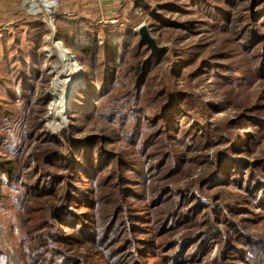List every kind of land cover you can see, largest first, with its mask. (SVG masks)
<instances>
[{
  "label": "rangeland",
  "instance_id": "1",
  "mask_svg": "<svg viewBox=\"0 0 264 264\" xmlns=\"http://www.w3.org/2000/svg\"><path fill=\"white\" fill-rule=\"evenodd\" d=\"M35 1L0 0V82L8 88L0 91V162L10 164L16 173L2 194L0 264H38L40 259L34 260L32 255L43 248L48 259L41 264H58L62 258L76 264L78 261L72 260L79 257L83 264H264V258L255 262L264 252V123L259 120L264 119V28L259 25L264 10L249 14L248 0L237 10L228 9L227 16L218 11L216 17L213 10L223 7V0H196V8L186 6L184 0H120L111 11L108 4L94 9L95 0H90L81 8L90 13L76 12L75 17H88L99 38L96 61L91 57L94 49L90 41L81 45L70 42L73 34L82 36L78 24L74 27L55 21L60 10L65 20L72 19L78 3L60 0L49 19L41 7H35ZM105 1L115 4L118 0ZM158 5L180 7V12L158 11ZM145 8L161 15L162 24L157 25ZM30 18L42 26L35 43L26 42L34 36H24L29 33L26 23ZM170 23L178 26L168 28ZM141 30L153 44V51L144 44L146 50L162 55L156 84L162 77L172 79L177 91L183 93L175 98L186 112L180 119L181 130L194 128L192 135L186 133L172 143L157 135V121L147 125V119L154 120L152 93L136 103L135 113L127 118L113 116V124L104 119L125 92L119 91L118 81L122 82L117 77L116 82L108 79L107 70H103L102 50L108 53L114 46L106 45V35H139ZM63 36L70 41L64 42ZM58 46L73 57L78 72L69 74ZM121 52L122 48L118 56ZM256 55L257 60L250 58ZM126 60L123 56L119 69L112 72L120 77ZM80 61L93 64L94 81ZM55 67L59 79L50 73ZM31 73L35 79L24 87ZM72 81H77V86L72 89L68 116L80 114L73 116V121L67 118L53 131L47 124L50 104ZM44 97L47 105H43ZM256 97L260 101L255 107L261 110L247 113ZM248 101L252 103L246 104ZM126 105H135L134 100L129 98ZM243 114L234 123L224 122ZM68 125L82 130L73 132L72 139L82 133L103 138L100 145L78 144L82 149L77 156L70 151L75 162L83 161L82 173L68 174L56 168L68 165L67 157H62L69 149L64 139ZM8 136L13 138L11 147L4 141ZM96 148L100 159L91 165ZM54 151L59 155L50 163L35 159ZM238 174L245 176L242 183L235 182ZM229 176H234V181ZM48 186L50 193L64 195L68 191L65 203L70 209L76 207L75 212H86L89 207L98 229L84 228L81 235H72L74 231L64 228V236L72 235L64 237L53 227L57 222L39 221ZM21 196L27 201L20 202ZM98 215L103 221H97ZM153 234L156 244L149 245ZM24 248L28 251L21 254ZM82 250H92L89 259L81 255ZM96 253L99 257H93Z\"/></svg>",
  "mask_w": 264,
  "mask_h": 264
},
{
  "label": "trees",
  "instance_id": "2",
  "mask_svg": "<svg viewBox=\"0 0 264 264\" xmlns=\"http://www.w3.org/2000/svg\"><path fill=\"white\" fill-rule=\"evenodd\" d=\"M186 1L188 4H185L186 6L192 7V8H196L195 6V1L196 0H184ZM246 1L248 0H223V4L224 6L221 8H215L214 14L219 15L218 11L222 12V14L224 15H229L227 13V11H229L228 9H233V10H237L241 5H243ZM180 7H175L172 9L171 5H167V6H162V5H158L157 9L158 11H167V12H173V11H178L177 10ZM259 9L264 10V0H251L249 6L247 7V11L249 12V14H254L256 15L259 11ZM148 15L153 18L159 25L162 22V18L161 15L159 14H155V13H151L149 12L148 8H145V10ZM248 14V15H249ZM63 12L62 10L59 11V13L57 14L56 17V23L58 22H63V24H67V23H71L74 27H77V24L79 25V33H81L82 36L79 35H75L73 34L71 41L69 40V38L67 36H65L66 38H64V36L62 37L64 42L65 41H70L71 43H78V44H83V43H87V42H91L92 43V48L94 49V52H91V57H93L96 61L98 60V55L100 52V49L98 48L97 44L98 41L97 39L98 36L96 34H94L92 32V24H90L88 22V19H83V17H72V19H69L68 21L65 20L63 18ZM26 21V20H25ZM25 21H21L22 23H24ZM72 21V22H71ZM225 22H229V21H225ZM26 23V22H25ZM90 25H89V24ZM259 23V22H258ZM76 24V25H75ZM162 24V23H161ZM259 25H261L264 28V21L262 23H259ZM176 26H178L176 23H170L168 25V28H176ZM158 27V26H156ZM26 29L29 31V33H24V36H34V39L32 37H28L26 38V42L27 43H35L36 40H38L40 37L39 35H35L36 33H40L42 34V26L40 24V22L38 20H33L30 18V22L28 24V19H27V23H26ZM162 29V28H161ZM156 31H159V29H157ZM63 32V31H61ZM76 33V32H75ZM122 36H125L128 39V44H125L126 41L124 40V38ZM122 36H118L116 34H107L105 41H106V45H114L113 46V50L109 51L108 53H104L105 51L102 50V54L101 56L105 57V60L103 62V65L105 66V68L103 69L105 72L107 70L106 73V77L109 79V77H111L110 79H112L113 81L116 82V77L122 82L120 84V82L118 81V85H120V90H124L125 92H123L122 96H119V98L122 97V99H118L116 101V104L114 103L112 107L113 113H110L109 115L107 114V116H104V119L107 123L113 124V116H118V114H122L127 115L124 117H128L129 114H134L135 110H136V103H139V101H141L142 98H144L146 95L152 93V104L150 105V111L152 113V116L154 117V120L150 121L149 119H147V125H155V121H157L159 123V125H157L158 129H157V135L160 137L162 135H164L165 138L170 139L169 141L172 143L174 141H176L178 139V137L182 138L186 133H190L192 135V131H194V128L191 126L187 127L185 129V131L181 130V124H180V119L183 118V116L186 114V112L183 110V106H181L176 100L175 98L177 97V94H183L181 92H178L177 89L174 86V83L172 81V79L168 76L166 77H162L160 79H158L157 84H156V78H157V74H155L158 71L159 66L161 65V61H162V55H151V53L146 50V46L141 42L139 35L137 34H132L131 32H124V34ZM81 37V41L79 42V38ZM123 38V39H122ZM68 44V43H66ZM108 45V46H109ZM134 45V48L131 49ZM122 46V47H121ZM86 48V47H85ZM122 48V52H121V56H118V51L119 49ZM80 48H76V50H79ZM85 50V52H87V48L83 49ZM82 50H80L81 52ZM97 54V58H96V53ZM89 56V55H88ZM127 57L126 61H123L120 70H123L122 75L119 77L118 74H114L112 71H114L115 69H119L118 63L119 60L123 57ZM264 56V55H262ZM90 58V56L88 57ZM253 60H257L258 57L257 55L254 57H250ZM81 66L85 68V70H87L88 72V77L90 79V81H94L96 78L93 75V71L90 70H94L93 69V64L91 63L90 65L86 64V62H81ZM261 66H264V62L261 63ZM109 69V70H108ZM102 70V71H103ZM111 70V71H110ZM110 71V72H109ZM18 76V75H17ZM16 76V77H17ZM32 78H30V80H27L24 82V87H26L25 84H28L30 86L29 83H31L32 80L35 79V75L31 73ZM171 77L172 74L170 75ZM23 76H20V78H18V80L20 81L22 79ZM256 77H258L257 73H256ZM148 81H150V85L148 86ZM28 82V83H27ZM154 86V87H153ZM32 87V86H31ZM107 87V86H105ZM2 89L7 90L8 88H6L5 86H3V83L0 82V91ZM109 90V89H108ZM28 90H22V92H27ZM30 92V91H29ZM7 93V92H6ZM22 99H24V94H22L21 96ZM129 98H132V100H134V104L133 106H127L126 102ZM25 100V99H24ZM113 98L110 99V103H113ZM260 101V97H256L254 99V106H249L246 109L247 113H253L255 111L261 110V108H257L255 107V103ZM252 103L251 101H248L246 104L248 103ZM48 103V99L46 97H44L43 100V105H47ZM158 107V108H157ZM157 108V109H156ZM226 112V111H224ZM78 114H80V112H73L71 114H69V116L67 117L69 120L73 121V116H77ZM219 114H223L222 112ZM97 117H100V113L98 114ZM146 117L147 113H146ZM151 117V116H150ZM244 117V114L241 116H237L232 120H225L224 122L227 123H234L235 121H238L240 119H242ZM92 119V118H91ZM247 119V118H246ZM90 120V119H89ZM261 123H264V119L259 118ZM232 121V122H231ZM255 126H260V124H254ZM73 132H78L81 133L82 130L81 129H75L73 127H71V125H68V127L66 128V132L65 135H67L68 137L64 139H67V142L69 144V149L66 148L65 150V154L62 157H67V162L68 165L66 164H60L58 166H56V168L58 170H65L68 172V174H72V173H77V172H84V165H83V161H79V162H75V160L72 158V154L70 153V151L72 150V152L75 153V155L77 156L78 152L80 149H82V147H77L78 144H82L84 142H93L95 144H102L103 142V138H101V135H91V134H83L78 138V139H72L71 135L73 134ZM164 132L166 134H164ZM13 138L9 137L4 140V141H8V145L9 147H11L13 145ZM3 140H0V148L3 147L2 144ZM62 144V142H61ZM57 145H59L57 143ZM22 147V146H19ZM96 147V146H95ZM97 149V148H96ZM16 150H18V147H16ZM91 153V152H90ZM88 153L87 156L90 154ZM56 155H59L57 153V151L54 152H49V153H42L39 154L38 156L35 157V159H40V161H48V163H50V161L57 160V157H55ZM92 160H91V164L95 163L98 159H100V153L99 150L97 149V154L95 153V155H91ZM47 165V164H46ZM76 165V166H75ZM223 168H226L225 164L222 165ZM228 171V170H227ZM49 175L51 176H56L53 172H47ZM16 176V173L14 172V168L12 166H10V164H8L7 162H0V210H2V205L4 207V200L2 199V194H3V190L5 188V185L7 184V181H10L12 177ZM222 176V175H221ZM229 178L231 180L234 181V176H229ZM245 179V176L243 174H238V180L235 182L238 183H242L243 180ZM233 181H231V183H233ZM49 187V186H48ZM9 190H12V188L9 187ZM50 187L48 188L47 192L49 194H47L48 199L46 201V206L42 207L39 209L38 215L40 218H37L39 221L40 219H47L50 221H55L57 222V224L55 226H53L54 228H58V230L60 231V235L64 236V234L62 233L61 229H69L74 231L72 233L76 234V235H81L83 233L84 228L86 230H94V229H98L96 222L94 221L95 218L93 216H91L90 214V208L87 207L86 212L83 213H78L75 212V210L70 209L69 205L67 203H65V200L67 199L66 197H68L69 192L66 191V193L63 195V193H50ZM36 197H38L37 195H34ZM53 200H56L58 203L57 204H53ZM26 197H22L20 198V202H25ZM35 203V201H34ZM155 207V202L152 204V208ZM98 222L103 221V217L101 215H98L96 217ZM81 222V226L77 225V223ZM59 225V226H58ZM71 234L68 236H64V237H70L72 236ZM158 238V237H157ZM152 239V240H151ZM150 239L149 245H153L156 244L155 242V234H153L152 238ZM94 243L95 239H94ZM93 242H91V245H94ZM28 251V248H24L23 250L20 249V253L21 254H25ZM92 250H86L84 252V250H82L81 255H85L87 257V259H89V255L91 253ZM263 255H259L257 257H255V262H258L260 259L264 258V252L262 253ZM93 257H99V253H96L93 255ZM40 259L38 264H41L43 261H47V256H46V250L43 248V250L39 251L36 255L33 254L32 255V259L36 260V259ZM76 259V260H75ZM72 260L73 261H78L76 262V264H83V260L81 259V257L79 258H75ZM104 258H96L95 261H102ZM56 264V262H55ZM58 264H72L71 262H69L68 260H66L65 258H62L61 260L58 261Z\"/></svg>",
  "mask_w": 264,
  "mask_h": 264
},
{
  "label": "bare ground",
  "instance_id": "3",
  "mask_svg": "<svg viewBox=\"0 0 264 264\" xmlns=\"http://www.w3.org/2000/svg\"><path fill=\"white\" fill-rule=\"evenodd\" d=\"M58 52L59 55L62 56L69 67V74L76 73L78 72L76 66L74 65V59L71 57L68 53H66L61 46H58ZM57 68H52L51 69V74L56 75L57 79H59V76L57 74ZM77 81H72L69 85L68 88H66L62 94L56 95L54 99H52V103L50 104V112L51 115L48 118V126L50 127L51 130H59V128L64 124V122L67 119L68 116V109L67 106L70 105L71 99L73 98V91ZM77 86V85H76ZM57 111V109H59Z\"/></svg>",
  "mask_w": 264,
  "mask_h": 264
},
{
  "label": "crops",
  "instance_id": "4",
  "mask_svg": "<svg viewBox=\"0 0 264 264\" xmlns=\"http://www.w3.org/2000/svg\"><path fill=\"white\" fill-rule=\"evenodd\" d=\"M65 1H67L66 2V4H72V3H78V6H75V7H73L75 10V12H73L74 14H72L73 15V17L75 16V13L77 12V13H79V14H82V15H86V14H89L90 12H87V10H82L81 8H82V3H84V4H87L90 0H71V1H68V0H65ZM120 0H118L117 2L115 1V4H114V2H110V3H107L105 0L103 1V0H95V4L97 5V6H95L94 7V9L97 7V8H101L102 6H105L106 7V4H108V8H107V10H111L112 11V9L116 6V3L117 4H119L120 2H119ZM81 2V3H80ZM69 7H71V6H69ZM73 8H72V10H73ZM3 9V6H2V3L0 2V11ZM62 9H65L66 10V8L64 7V5L62 6ZM86 9V8H85ZM62 12H63V10H62ZM0 15H1V13H0ZM88 17H83V19H87ZM0 24H2V17L0 16Z\"/></svg>",
  "mask_w": 264,
  "mask_h": 264
},
{
  "label": "built area",
  "instance_id": "5",
  "mask_svg": "<svg viewBox=\"0 0 264 264\" xmlns=\"http://www.w3.org/2000/svg\"><path fill=\"white\" fill-rule=\"evenodd\" d=\"M59 1L60 0H36L34 3L36 4L35 5L36 8L41 7L43 9V11L45 12V14L47 15V17L49 19H52L51 16H53L54 13L56 12ZM32 8H33V6H31V9ZM30 16H33L32 18L36 17V15H34V14H30ZM37 18H39V17H37Z\"/></svg>",
  "mask_w": 264,
  "mask_h": 264
},
{
  "label": "water",
  "instance_id": "6",
  "mask_svg": "<svg viewBox=\"0 0 264 264\" xmlns=\"http://www.w3.org/2000/svg\"><path fill=\"white\" fill-rule=\"evenodd\" d=\"M139 38L141 40V42L145 45H147V47L150 49V50H154L153 48V44L151 42V40L147 37L146 35V32L144 30H141L140 33H139Z\"/></svg>",
  "mask_w": 264,
  "mask_h": 264
}]
</instances>
